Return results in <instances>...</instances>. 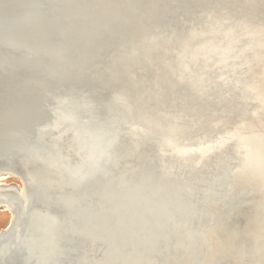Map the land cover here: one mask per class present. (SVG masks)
I'll return each instance as SVG.
<instances>
[{"label":"rangeland","instance_id":"374dc122","mask_svg":"<svg viewBox=\"0 0 264 264\" xmlns=\"http://www.w3.org/2000/svg\"><path fill=\"white\" fill-rule=\"evenodd\" d=\"M50 1L53 3L48 4H54L58 13L41 8L40 0H0V178L4 180L2 183L13 186L9 190L0 189V238L8 236L0 241V264H96L111 251L104 242L91 240L90 235L84 241L75 239L79 243L68 235L75 244L61 237L54 246L57 256L46 262L45 249L53 241L46 231L50 221L44 220L49 217L48 209L52 205L48 197L56 195L61 201L68 198L65 186L69 173H73L74 186L78 188L74 190V201L79 202L80 209L77 207L74 212L85 216L82 218L85 221L78 222V227H83L81 233L88 234L87 226L91 227L93 222V228L97 224L98 234L104 233L107 222L114 225L128 219L139 224L135 205L146 199L152 201L145 210L146 216L157 225L152 224L156 226L153 230L157 242L148 254L139 250L136 263L132 264H197L200 258L198 264H264V139L261 136L264 129L255 128V138L247 135L252 133L253 112L259 100H264V0H193L201 5L204 11L201 18L207 26L208 22L217 27L222 25L221 30L210 34L220 39L208 37L207 26L206 31L190 28L189 39L180 34L176 43L184 46L182 53L168 49L177 57L156 52L131 33L110 32L106 37L107 31L88 13L80 12L78 18L71 20V10L67 8L86 5L89 0ZM101 1L119 5V0ZM174 5L183 15H192L189 19L177 16L173 22L176 28L183 32L198 23L201 12L194 13L195 7L188 0H136L127 7L119 6L127 8L124 11L130 15L128 20L140 29L145 25L151 32L155 29L163 32L168 30V24L162 21L161 13L175 11ZM32 10H41L53 25L39 30L32 27L35 32L24 27L23 16ZM60 34L66 42L59 39ZM147 36V40L156 43L149 33ZM72 40L88 45L92 52L86 60L82 59L83 53L70 45ZM212 45L224 47L229 56L213 52L209 49ZM33 56L41 59L28 64L22 61ZM48 61L56 71H47ZM175 64L180 72L191 76V81L172 76L171 71L179 72ZM162 65L168 66L169 75ZM237 68L248 73L242 74ZM192 95L202 101L194 100ZM64 99L75 100L73 112ZM61 114L63 118L59 117ZM77 117L88 121L97 118V125L110 133L107 159L97 167L99 178L96 174L82 184L79 175L91 172L96 164L91 153L84 155L81 154L86 152L84 149L79 151V142L84 147L88 143L75 133L77 128L70 126ZM64 119L69 125L67 120L63 123ZM129 120L126 127L131 128L124 130ZM69 131L75 147L73 163L63 143ZM258 136L263 141H258ZM250 137L254 144L251 147L248 143V148L245 143ZM27 147L37 152L32 153ZM217 149L220 151L207 161ZM247 153L255 155L261 167L253 168ZM52 155L57 158L55 167L32 162L36 166L24 182L23 176L33 167H22L23 161L27 164L34 158ZM102 174L109 175L102 178ZM87 184L89 198H85L82 188ZM203 194L210 196H207L209 202ZM122 195L127 200L126 215L122 218L114 207L109 212L113 214L111 220L106 212ZM12 225L13 229L5 234ZM45 226L46 230L40 231ZM102 226L106 228L102 230ZM245 248L257 254L249 252V256ZM132 250L125 248L118 254L126 257Z\"/></svg>","mask_w":264,"mask_h":264},{"label":"bare ground","instance_id":"6f19581e","mask_svg":"<svg viewBox=\"0 0 264 264\" xmlns=\"http://www.w3.org/2000/svg\"><path fill=\"white\" fill-rule=\"evenodd\" d=\"M41 2H42V4H41V8H49V9H51V10H54L56 13H58L56 10H55V7H54V4H48V3H53L52 1H50V0H40ZM55 1V0H54ZM90 2L88 3V4H86V5H78V6H73V8H67V10H71L70 12H71V14H72V16H71V20H74L75 18H78L79 17V15H80V12L81 13H83V12H85V13H88L89 15H91V19L94 21V22H97L98 24H99V26L101 27V28H103L104 29V31H107V33H104L105 35L104 36H106V37H108L109 35V33L110 32H113V33H116V34H124V33H131V34H133V35H135V36H137V38H139V39H141V40H143L144 42H146V44L148 45V46H150V47H152L156 52H160L161 54H166V53H168L169 55H171L172 54V56H174V57H177L173 52L172 53H170L171 52V50H169V52H168V49H173V48H175L176 49V51H181V53H182V51L183 50H181V48H184V46H180V45H178V44H176L177 42H179V35L180 34H184V36H183V38H187V39H189V36L187 35V31H189V29L190 28H197L198 29V31L199 30H204V31H206L207 30V27H208V32H206L207 34H213V33H217V31L221 28L220 26H222V25H218L219 27H217L215 24H213V22H208V26L205 24V21L206 20H204L203 21V19L201 18L202 16H203V9H202V7H201V5H199L198 3H195L193 0H188L189 2H191V3H193V6L195 7V8H193L194 9V13H195V11L196 10H200V18H199V21H198V23H196V24H194V25H190V26H188L187 27V29L185 30V31H181V30H179L178 28H176L175 27V25L173 24V22H174V19H176L177 18V16L178 17H184V18H186V19H189V18H192V15L190 16V15H188V16H186V15H183L182 13H181V10H180V8H178L176 5H174L173 7L175 8V11L173 10V9H171V10H173V11H171V10H169V11H164V13H161V16H162V21H166V23L168 24H166L167 25V28H168V30H165V31H161V32H159V31H156V29H155V31H152L151 32V30L150 29H148V28H146V27H144L145 25H142L141 26V29L138 27V26H135L132 22H130L129 20H128V18L130 17V15H126V11H124V10H126L127 8H123V7H127L131 2L132 3H134V1L136 2V0H119V1H117L118 3H119V5H124L123 7L122 6H117V5H113L112 3H105V2H102L101 0H89ZM95 1H96V3H95ZM97 1H99V3L97 4ZM161 1H166V0H161ZM56 2V1H55ZM170 4V3H169ZM166 6H171V5H166ZM66 10V11H67ZM80 10H83V11H80ZM33 12L31 13L30 11L27 13V14H25V16H23V19H22V25L24 26V27H26L27 29H29L30 31H32V32H35V31H33V30H31V29H33L32 27H37L36 28V30H39V29H41V28H43V27H51L52 25H53V22L49 19V18H47V17H45V15L43 14V12L41 11V10H32ZM180 11V12H179ZM207 19V18H206ZM164 24V23H163ZM163 24H161V25H163ZM138 25H139V22H138ZM164 26V25H163ZM207 26V27H206ZM214 26H216V27H214ZM165 28H166V26H164ZM142 29H144V30H147V31H142ZM221 30V29H220ZM149 33V36H151V37H153L154 39H156V43L154 44L152 41H149V40H147V34ZM59 39H62V40H64L65 39V42H66V38H64L63 39V37H62V35L60 34L59 36ZM208 37H211V39H220V36H208ZM68 41V40H67ZM153 44V45H152ZM220 44H221V42H220ZM223 44V43H222ZM221 44V45H222ZM70 45L73 47V49H76L78 52H81V53H83V55L84 56H82L83 58L82 59H87L88 57H89V55L91 54V50H90V48L88 47V45H85V43H83V42H81V41H76V40H72L71 42H70ZM222 46H224V45H222ZM209 47H211V46H209ZM209 49H211V50H213V52H216L217 54H220L221 56H223V55H226L227 54V52L224 50V47L223 48H221V46H213L212 45V48H209ZM227 57L229 56V55H226ZM264 56V55H263ZM229 58H231V57H229ZM29 59V60H28ZM38 59H41V57H37V56H33L32 58H26V59H23L22 61L24 62V63H27L28 64V62H35L36 60H38ZM155 59V58H154ZM39 61V60H38ZM37 61V62H38ZM259 61V60H258ZM1 62V61H0ZM36 62V63H37ZM167 62V61H166ZM172 64V63H171ZM53 64H51V62L50 61H48V69H47V71L48 70H50L51 72H54L53 70H57V68H55V66H52ZM178 70L177 71H179V72H176V71H171V73L173 74L172 76H174L175 77V79L177 80V79H183V80H185V81H191V76H189V74L187 75H185L184 74V72L182 71V72H180V68L178 67V65L177 64H175L174 65ZM168 67V66H167ZM167 67H165V66H161V68H162V70L165 72V74L169 71L168 70V68ZM172 69H173V66H172ZM238 69V68H237ZM236 69V70H237ZM247 69V68H246ZM258 69V68H257ZM261 69V68H260ZM168 70V71H167ZM183 70H186V69H183ZM238 70H240L239 72L240 73H242V74H247L248 73V70H243V69H238ZM263 71H264V68H263ZM264 74V73H263ZM167 75H169V72L167 73ZM186 76L185 78H182L183 76ZM238 75V74H237ZM240 75V74H239ZM260 75H261V73H260ZM264 77V76H263ZM262 79V78H261ZM193 81V80H192ZM261 81V80H260ZM263 81V80H262ZM260 83V82H259ZM253 84V83H252ZM261 84V83H260ZM257 86H259V85H257ZM257 86H255V87H257ZM251 87V86H250ZM251 89V88H250ZM249 89V90H250ZM253 89V88H252ZM255 89V88H254ZM259 89H261V87L259 88ZM256 90V89H255ZM263 93V92H262ZM256 95V94H255ZM261 95V94H260ZM193 96V95H192ZM194 97V100L195 99H199V100H201L202 101V99H200V98H197V97H195V96H193ZM252 97H253V93H252ZM260 99H261V97H260ZM254 100V99H253ZM259 100V99H258ZM262 100V99H261ZM261 100H259V102L257 101V98H256V101L258 102V103H260L259 105H258V107L255 109V111L253 112V121H252V123L250 124V127H251V129H252V133H250V134H247V135H249V136H253L254 138H255V134L257 133V128H259V131H261V129H264V100L263 101H261ZM235 101H238V102H240L239 100H236L235 99ZM255 104H256V102H255ZM261 111H262V113H261ZM116 112H118V111H116ZM126 113V112H125ZM117 114V113H116ZM121 116V115H120ZM59 117L61 118H63V116H62V114L61 115H59ZM83 117V116H82ZM79 118V117H77L78 119H77V121H75L74 123H72L70 126H72V127H74V128H77V130L75 131V133L76 134H81L83 137H81L82 138V140H83V142L86 140L87 141V143H88V145L86 144V142H85V144L87 145L86 147H84L85 145H84V143L82 144L81 142H79V151H81V152H83V149L86 151V152H83V153H81V154H89V153H91L92 155H93V157H91V158H93V160H94V164H96V165H94V167L91 169V172H85V174H82V175H79V178H80V184H82V183H84V182H86V181H88L89 179H91L92 177H94L96 174H97V177L99 178V175H98V172H97V167H99L100 166V162H105L106 161V159L107 158H105L106 156H107V154H108V142H110V140L108 139V138H110V133H108L107 132V130H104L103 128H101V126H99V125H97V118H96V120H90V121H88V120H86L85 118L83 119V118ZM122 119V118H121ZM65 120H67V119H64V121H63V123L65 122ZM130 121V120H129ZM66 123L69 125V123H68V120L66 121ZM244 126H245V124H243ZM243 125H241L243 128H244V126ZM241 127V128H242ZM256 128V129H255ZM261 128V129H260ZM258 131V132H259ZM264 131V130H263ZM251 132V131H250ZM142 133V132H141ZM246 134V133H245ZM80 136V135H79ZM112 136H114V135H112ZM262 136V138L264 139V135H261ZM261 136H258V138H257V140L258 141H263V140H261ZM241 137H243V136H241ZM112 138V137H111ZM113 139H114V137H113ZM109 140V141H108ZM252 140H254V139H252L251 137L250 138H247V143H245V144H247L248 145V143L250 144V146L252 147V144H254V142L252 141ZM112 142H114V141H112ZM115 144H116V142H114ZM255 143H256V141H255ZM241 144V143H240ZM258 144V143H257ZM113 145V144H112ZM111 145V146H112ZM110 146V145H109ZM112 147H114V146H112ZM111 147V148H112ZM27 148H29V147H27ZM248 148H249V145H248ZM258 148V147H257ZM30 149V148H29ZM67 149V148H66ZM82 149V150H81ZM252 149V148H251ZM31 151H32V153H35V152H37V150L35 149H30ZM258 150V149H257ZM250 152V151H249ZM257 153V152H256ZM255 153V154H256ZM260 153H262V152H260ZM248 154V156L250 155V153H247ZM252 154V153H251ZM253 154H254V151H253ZM250 155L251 157H250V160L252 161H250V163H251V165L253 166V168L254 167H258V166H260V163L261 162H258L257 161V158H256V156L255 155ZM84 155H81V157L82 158H84L85 159V157H84ZM246 155V154H245ZM257 155V154H256ZM262 155V154H261ZM262 159V158H261ZM248 160V159H247ZM263 160H264V158H263ZM20 161H22V160H20ZM30 161V163H32V162H36V163H43L45 166H53V167H55V165H57L58 164V162H57V158L55 157V156H48L47 158H40V157H38V158H34V159H32V160H29ZM246 162V161H245ZM22 163H24V161L22 162ZM100 163V164H99ZM98 164V165H97ZM104 163H102L101 165H103ZM126 164V163H125ZM263 164V163H262ZM20 165V164H19ZM240 165V164H239ZM241 167V166H240ZM251 167V166H250ZM261 167V166H260ZM94 168H95V170H94ZM102 168V167H101ZM238 168V167H237ZM237 168H236V170H237ZM242 169V168H241ZM251 169V168H250ZM261 169H263V168H261ZM112 170V169H111ZM114 170V169H113ZM255 170V169H254ZM99 171V170H98ZM109 170H107V172H108ZM116 171V170H115ZM120 171V170H119ZM127 171V170H126ZM125 171V172H126ZM255 171H257V169L255 170ZM261 171V170H260ZM263 171V170H262ZM106 172V173H107ZM117 172V171H116ZM115 172V173H116ZM124 172V171H123ZM132 172H134V171H132ZM131 172V173H132ZM136 173H140V171L139 172H137V171H135ZM100 173V172H99ZM104 173V172H103ZM109 173V172H108ZM114 173V174H115ZM120 173V172H119ZM254 173H256V172H254ZM258 173V172H257ZM248 174H250V173H248ZM253 174V173H252ZM259 174H260V172H259ZM261 174H262V172H261ZM260 174V175H261ZM104 175H109V174H104ZM103 174H102V178H103V176H104ZM111 175V174H110ZM125 175V174H124ZM138 175V174H137ZM251 175V174H250ZM260 175L257 177V178H260ZM139 176H140V174H139ZM256 176H257V174H256ZM255 176V177H256ZM100 177H101V175H100ZM111 177V176H110ZM110 177H108V178H110ZM116 177H119V176H116ZM124 177V176H123ZM126 177V176H125ZM137 177V176H136ZM247 177V176H246ZM254 177V178H255ZM102 178H100V179H102ZM139 178V177H138ZM251 178H252V176H251ZM253 178V179H254ZM73 179H75V177L73 176ZM104 180V179H103ZM114 180V179H113ZM112 180V181H113ZM121 180H124V178L123 179H121ZM121 180H120V182H121ZM259 180H263V177L261 178V179H259ZM258 180V181H259ZM1 181H4L3 179H1L0 178V189H11L13 186H10V185H7L6 183H2ZM99 182H100V180H98ZM107 181V180H106ZM234 181V180H233ZM257 181V182H258ZM94 182V181H93ZM111 182V181H110ZM115 182V181H114ZM248 182V181H247ZM256 182V181H255ZM261 182H263V181H261ZM102 183V181L100 182V184ZM107 183V182H106ZM116 183V182H115ZM115 183H113V184H115ZM117 183H118V181H117ZM96 184V183H95ZM103 184H104V182H103ZM102 184V185H103ZM112 183H111V185H113ZM122 184H123V182H122ZM122 184H121V187H123L122 186ZM250 184V183H249ZM257 184H259V183H257ZM116 185V184H115ZM124 185V184H123ZM245 185V184H244ZM93 186H96V185H93ZM105 187H106V184L104 185ZM117 186V185H116ZM250 186V185H249ZM255 186H256V184H255ZM254 186V187H255ZM82 187V186H81ZM88 187H90V186H88ZM102 187V186H101ZM120 187V188H121ZM254 187H253V189H254ZM260 187V186H259ZM109 188H111V186L109 187V184H108V188H107V190H109ZM261 188H263L262 186H261ZM94 189V188H93ZM124 189V188H123ZM103 190V189H102ZM113 190V189H112ZM125 190V189H124ZM126 190H128V189H126ZM257 190V189H256ZM258 190H259V188H258ZM261 190V189H260ZM53 191V190H52ZM94 191V190H93ZM104 192V191H103ZM126 192V191H125ZM41 193V192H40ZM107 193V192H106ZM109 193H111V192H109ZM204 193V192H203ZM83 194V193H82ZM112 194V193H111ZM126 194V193H125ZM124 194V195H125ZM104 195V194H103ZM124 195H122L121 196V198H119L117 201H115V202H113V205L111 206V208H110V210L108 211V212H106V213H108V215L109 216H111V215H113V214H111V213H109L112 209H114V207H115V209H116V211H117V213L123 218L125 215H126V212H127V200H125V198H124ZM260 195V194H259ZM109 196H111V195H109ZM201 196V195H200ZM208 197H210L209 195H207ZM207 196H204V194H203V197L205 198H207ZM81 197V196H80ZM91 197V196H90ZM105 197H106V195H105ZM202 197V196H201ZM49 198H51V199H49ZM240 198V197H239ZM140 199H142V196L140 195ZM208 199V198H207ZM219 199V198H218ZM47 200V199H46ZM48 200H51V202H50V204H52V205H50L49 206V208L50 209H48V216L49 217H47L46 219H44L45 220V222L47 221V219L50 221V223H49V225H50V227L48 228V230H46V226L44 227L45 229H43L42 228V230H40V231H49L48 233H50L51 235H52V237H53V241H52V243L49 245V244H47L48 246L46 247V249H45V253H44V258H45V260H46V262H48V260L50 259V258H52L53 256H55L56 255V253H57V250H56V253H55V245H56V243L59 241V239L62 237L63 239H68V234L66 233V232H64L63 233V235H58V233H57V229H54L53 230V228L55 227L56 228V226H57V224H58V222H57V220H55L54 222L52 221V219L54 218V217H56L55 215H57V214H54V212H52L53 211V202H52V197H48ZM88 200H90V199H88ZM202 200V199H201ZM209 200L210 199H208V200H206V201H208L209 202ZM67 201V199H65V200H63L62 202H66ZM109 201V200H108ZM187 201V200H186ZM199 201V200H198ZM81 202V201H80ZM204 202V201H203ZM112 203V202H111ZM60 204V203H59ZM58 204V205H59ZM81 204H82V202H81ZM85 204H86V202H85ZM93 204V203H92ZM152 204V201H150L149 199L147 200H143L142 202H140L139 204H137V205H135V207H134V212H135V214H136V216L139 218V220H141L140 221V223L139 224H137L136 222L134 223V222H132V221H130V220H128V219H126V220H124L123 222H122V220H120L118 223H116V224H114V225H112V223H108L107 221V228L106 227H103L102 228V230L104 229V228H106V229H104V233H101V234H98V232H96V230H98V229H96L95 230V227L97 226V224L95 225V227L93 228L92 226H93V223H92V226L90 227V224L87 226L88 228H90V230H88V234H87V232H82L81 233V231L83 230V227L82 228H79L78 227V231L74 234V237L76 238V240L79 238L80 240H86V238L90 235V238H91V240H93L94 242L95 241H102V242H104L106 245H108L109 246V248L111 249V251L107 254H105V256H104V259L102 260V261H99L98 263H96V264H126V263H136L135 261H136V254H137V252L139 251V250H141V251H144L145 253H149V252H151L153 249H154V246L156 245V242H157V233H155L154 232V227H156L157 225H156V223H153V221H151L147 216H146V210L145 209H147L150 205ZM203 204V203H202ZM204 204H205V202H204ZM232 204V203H231ZM231 204H229V205H231ZM78 205V204H77ZM94 205V204H93ZM96 205V204H95ZM192 205H194V204H192ZM216 205V204H215ZM238 205V204H237ZM90 206V205H89ZM194 206H196V205H194ZM193 206V207H194ZM219 206H221V205H219ZM234 206V205H233ZM236 206V205H235ZM86 207V206H85ZM98 207V206H97ZM108 207V206H107ZM182 207V206H181ZM34 208V207H33ZM196 208H197V206H196ZM212 208V207H211ZM236 208V207H235ZM79 209H80V207H79ZM95 209V208H94ZM99 209H100V207H99ZM182 209V208H181ZM180 209V210H181ZM186 209V208H185ZM184 209V210H185ZM190 209H191V207H190ZM193 209V208H192ZM203 209V208H202ZM205 209V208H204ZM214 209V208H213ZM234 209V208H233ZM40 210V209H39ZM77 210V209H76ZM87 210V209H86ZM163 210V209H162ZM179 210V211H180ZM194 210L196 211V212H199V211H201V210H198V209H195L194 208ZM198 210V211H197ZM38 211V210H37ZM45 211V210H44ZM80 211H82V210H80ZM92 211V210H91ZM94 212L96 211V210H93ZM194 211V212H195ZM204 211V210H203ZM216 211V210H215ZM221 211H222V209H221ZM188 212V211H187ZM193 212V211H192ZM202 212V211H201ZM205 212H206V210H205ZM45 213V212H44ZM82 213H84L83 211H82ZM200 213V212H199ZM198 213V214H199ZM204 213V212H203ZM254 213V212H253ZM85 214V213H84ZM89 214V213H88ZM166 214H169V213H166ZM178 214V213H177ZM196 214V213H195ZM217 214V213H216ZM220 214V213H219ZM226 214V213H225ZM106 215V214H105ZM155 215V214H154ZM205 215H207V214H205ZM210 215V214H209ZM213 215V214H212ZM231 215V214H230ZM76 216H78V222H79V224H80V220L82 219V218H84L83 217V215L80 213L79 214V211H78V213H76ZM88 216V215H87ZM155 216H157V215H155ZM180 216V215H179ZM179 216L177 215L176 217H178L177 219H179L180 220V218H179ZM187 216V215H186ZM220 216V215H219ZM223 216V215H222ZM221 216V217H222ZM226 216V215H225ZM46 217V216H45ZM90 217V216H89ZM95 217V216H94ZM93 217V218H94ZM170 217V216H169ZM168 217V218H169ZM172 217V216H171ZM176 217H175V219H176ZM198 217V216H197ZM208 217V216H207ZM210 217H212V216H210ZM215 217V216H214ZM216 217H217V215H216ZM52 218V219H51ZM92 218V219H93ZM99 218V217H98ZM102 218H103V216H102ZM112 216L110 217V219L112 220ZM168 218L165 220V221H167L168 220ZM173 218V217H172ZM201 218H203V217H201ZM201 218H199V219H201ZM232 218V217H231ZM89 219V218H88ZM87 219V220H88ZM96 219V218H95ZM121 219V218H120ZM171 219V218H170ZM210 219V218H209ZM218 219V218H217ZM216 219V220H217ZM82 220H84V219H82ZM91 220V219H90ZM97 220V219H96ZM164 220V219H163ZM173 220V219H172ZM171 220V221H172ZM203 220V219H202ZM211 220H213V218L211 219ZM42 221V220H41ZM52 221V222H51ZM85 221V220H84ZM94 221V220H93ZM99 221V220H98ZM174 221V220H173ZM196 221H197V219H196ZM209 221V220H208ZM45 222H43V223H45ZM87 222V221H86ZM91 222H92V220H91ZM90 222V223H91ZM100 222V221H99ZM154 222H156V221H154ZM175 222V221H174ZM177 222V221H176ZM42 223V222H41ZM105 223V222H104ZM103 223V224H104ZM165 224H166V222H164ZM12 224V219L10 220V223H9V225H11ZM82 224V223H81ZM108 224H110V226L108 227ZM152 224H155L154 225V227H153V225ZM165 224H163V227H164V225ZM235 224V223H234ZM83 225H85V224H83ZM82 225V226H83ZM99 225V224H98ZM106 225V224H105ZM177 225V224H176ZM160 226V225H159ZM223 226V225H222ZM235 226H236V224H235ZM235 226H233V227H235ZM43 227V226H42ZM87 227H84V228H86L87 229ZM163 227H162V229H163ZM231 227V226H230ZM39 228V227H38ZM166 228V227H165ZM232 228V227H231ZM10 229H11V226H9L8 227V229L4 232L5 234L6 233H8L9 231H10ZM72 229V228H71ZM70 229V232L72 231ZM100 229H101V227H100ZM99 229V230H100ZM156 229H158L159 230V227L158 228H156ZM202 230H203V228H201ZM163 230H165V229H163ZM156 231V230H155ZM102 232V231H101ZM160 233V232H159ZM162 233H165V232H162ZM162 233H161V235H162ZM229 233V232H228ZM87 234V235H86ZM160 235V236H161ZM257 238H258V236H256ZM75 238H74V242L75 243H79L78 241L76 242L75 241ZM166 238V237H165ZM206 238V237H205ZM257 238H255V239H257ZM65 239V240H66ZM71 239V238H70ZM70 239H68L67 241H70ZM261 239V238H260ZM83 240V241H84ZM262 240V239H261ZM71 241H72V239H71ZM202 241V240H201ZM200 241V242H201ZM255 241V240H254ZM257 241V240H256ZM73 241L71 242V243H74ZM81 242V241H80ZM203 242H204V240H203ZM248 242V241H247ZM74 243V244H75ZM89 243V242H88ZM205 243H206V241H205ZM259 243V242H258ZM257 243V244H258ZM260 243H262L261 241H260ZM259 243V244H260ZM73 244V245H74ZM86 244V243H85ZM100 244V243H99ZM104 244V245H105ZM255 244V243H254ZM78 245H80V244H78ZM87 246V245H86ZM86 246H84V247H86ZM90 246V245H89ZM94 246H96V245H94ZM101 246H103V243H102V245ZM100 246V247H101ZM108 246H107V249H108ZM255 246H257V245H255ZM259 246V245H258ZM81 247V246H80ZM92 247V246H91ZM106 247V246H105ZM132 247V253H130L128 256H120L119 254H118V252H120V251H122L123 249H125V248H131ZM204 247V246H203ZM202 247V248H203ZM232 247V246H231ZM252 247V246H251ZM250 247V249H252ZM261 247V246H260ZM259 247V248H260ZM90 248V247H89ZM259 248H257L258 250H259ZM67 249H69V248H67ZM74 249V248H73ZM81 249H82V247H81ZM88 249V248H87ZM93 249V248H92ZM104 249H106V248H104ZM109 249V250H110ZM199 249V248H198ZM204 249V248H203ZM202 249V250H203ZM246 249V251L248 250L247 248H245ZM261 249V248H260ZM98 250V249H97ZM100 250V249H99ZM244 250V249H243ZM258 250H257V252H258ZM68 251V250H67ZM73 251V250H72ZM80 251V250H79ZM88 251H89V249H88ZM94 251V250H93ZM203 251H205V249L203 250ZM254 251V250H253ZM95 252V251H94ZM97 252V251H96ZM104 252V251H103ZM249 252H251V255L253 254V253H256V251L255 252H252V250L251 251H249L248 250V255L250 254ZM80 253V252H79ZM78 253V254H79ZM167 253H168V251H167ZM167 253H166V257H167ZM245 253H247V252H245L244 251V254ZM75 254V253H74ZM83 254V253H82ZM85 254V253H84ZM83 254V255H84ZM87 254V253H86ZM89 254V253H88ZM93 254V253H92ZM103 254V253H102ZM171 254V253H170ZM175 254V253H174ZM257 254V253H256ZM247 255V254H246ZM57 256V255H56ZM64 256V255H63ZM91 256V255H90ZM89 256V257H90ZM205 256V255H204ZM250 256V255H249ZM248 256V257H249ZM62 257V256H61ZM78 257H80V256H78ZM103 257V256H102ZM119 257V258H118ZM169 257V256H168ZM193 257V256H192ZM198 257V256H197ZM201 257V256H200ZM246 256H244V258H245ZM253 257H255L254 255H253ZM64 259H65V257H63ZM178 258V257H177ZM67 259V258H66ZM89 259V258H88ZM97 259V258H96ZM96 259H94L95 261H96ZM100 259V258H99ZM170 259H172V258H170ZM192 259V258H191ZM225 259V258H224ZM250 259V258H249ZM253 259V258H252ZM258 259V258H257ZM77 260V259H76ZM179 260V259H178ZM182 260V259H181ZM185 260V259H184ZM199 260H201V258L199 259ZM199 260L197 261V264H198V262H199ZM204 260V259H203ZM202 260V261H203ZM50 261H51V259H50ZM55 261H57V260H55ZM60 261V260H59ZM71 261H72V259H71ZM87 261V260H86ZM93 261V260H92ZM173 261V260H172ZM175 261H176V259H175ZM187 261V260H186ZM244 261V260H243ZM22 262V261H21ZM82 262V261H81ZM181 262V261H180ZM183 262V261H182ZM229 262V261H228ZM241 262V261H240ZM60 263H61V261H60ZM177 263H178V261H177ZM187 263V262H186ZM256 263V262H255ZM25 264V263H24ZM57 264V263H56ZM78 264H79V262H78ZM81 264V263H80ZM83 264V263H82ZM85 264H87V263H85ZM90 264V263H89ZM185 264V263H184ZM201 264V263H200ZM203 264V263H202ZM238 264V263H237Z\"/></svg>","mask_w":264,"mask_h":264},{"label":"water","instance_id":"95a60500","mask_svg":"<svg viewBox=\"0 0 264 264\" xmlns=\"http://www.w3.org/2000/svg\"><path fill=\"white\" fill-rule=\"evenodd\" d=\"M64 100H66L69 103V105L67 107L69 108V110H71V112H73L75 110V108H74V102H75V100H73V99H64ZM128 100L130 101V99H128ZM58 107H59V103H58ZM55 119H56V117H54V121H55ZM129 122H131V121H128L127 124L124 125L125 126L124 127V130H125V128L126 129L131 128V127H126ZM72 135H73L72 134V131H69V134L64 135V137H63L64 138L63 139V143H64V145L67 148L66 149L67 150L66 153L68 154V156L70 158V161L73 163L74 160L76 159V156L74 155V149H75V147L73 145ZM123 135H124V133H123ZM123 138H124V136H123ZM219 151H220L219 149L214 150L213 153H211L209 155V158L207 159V161H209V159H211L213 156H215ZM27 165H31L33 167V169H32V171L29 174L23 176L24 182H25V180L28 179V176H30V174L33 173L34 166H36L35 164H31V163H27V164L23 163L22 167L23 166H27ZM68 175H69V176H67V178H68V184H66V186H65L67 188L66 189V193H65V195L68 196L67 201L66 202H62L60 199L58 200V198L56 197V195L53 194L54 195V196H52V200H53V212H54V214H57V215H55L56 217H54L53 219L51 218V219H52L53 222L55 220H57V222H58L56 228L55 227L53 228V230L54 229H57L58 235H63V233L66 232L71 238L74 239L75 238L74 237V234L78 231V216H76V212H74V209H76L77 207H79V205L76 206L77 203L74 201L75 200L74 195L76 194L75 191L76 190L78 191V188L75 189L74 181H73V173H69ZM53 177L56 180L58 179V177L55 176V174H54ZM62 186L64 187V185H62ZM82 188H84L83 189L84 191L83 190L82 191L86 193V196L84 195L85 198L88 197L89 196V193H90V189L88 188V184L85 185ZM35 194H37V195H44L43 193H39V192H37ZM78 204H79V202H78ZM71 223L73 224V226H72V232H70ZM11 229H13V225H12V228ZM7 237L8 236L1 237L0 238V241L7 240ZM9 238H10V236H9ZM55 253H56V251H55Z\"/></svg>","mask_w":264,"mask_h":264}]
</instances>
